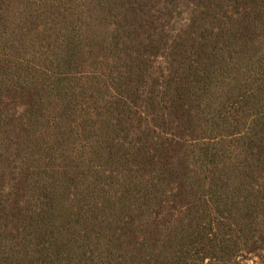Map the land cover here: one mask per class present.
Segmentation results:
<instances>
[{
    "label": "trees",
    "instance_id": "16d2710c",
    "mask_svg": "<svg viewBox=\"0 0 264 264\" xmlns=\"http://www.w3.org/2000/svg\"><path fill=\"white\" fill-rule=\"evenodd\" d=\"M0 264H264V0H0Z\"/></svg>",
    "mask_w": 264,
    "mask_h": 264
}]
</instances>
